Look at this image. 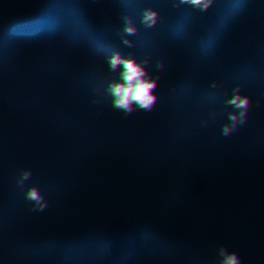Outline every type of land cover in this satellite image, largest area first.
<instances>
[{
    "label": "trees",
    "instance_id": "16d2710c",
    "mask_svg": "<svg viewBox=\"0 0 264 264\" xmlns=\"http://www.w3.org/2000/svg\"><path fill=\"white\" fill-rule=\"evenodd\" d=\"M84 56L121 75L110 86L96 72L75 76ZM258 95L264 0H0V130L10 144L20 129L42 136L41 116L60 99L106 102L126 116L130 147L228 140L258 129ZM250 185H264V150L183 157L174 171L145 165L136 149L104 151L84 185L36 222L50 233L39 251L52 264H208L191 233L211 202H246Z\"/></svg>",
    "mask_w": 264,
    "mask_h": 264
},
{
    "label": "rangeland",
    "instance_id": "374dc122",
    "mask_svg": "<svg viewBox=\"0 0 264 264\" xmlns=\"http://www.w3.org/2000/svg\"><path fill=\"white\" fill-rule=\"evenodd\" d=\"M183 37H189L188 30ZM177 41V45L181 44V49L194 50L188 41ZM72 72L77 77L96 72L104 77L108 86L121 75L118 67L100 68L87 56L72 67ZM258 97L264 105V95ZM41 119L45 132L39 138H32L20 129L18 139L10 144L4 141L0 130V198L8 197L16 167L30 166L40 170L37 158H44V153L56 156L61 143L49 133L60 131L72 142H78L77 151L73 161L65 164L63 174L50 173V177L48 176L68 177L67 185L50 188L41 196L35 210L20 216L23 220L18 225L12 223L10 228L0 233V239L5 237L4 240L7 241V247L4 244L0 246V259L5 264H52L39 251L47 244L50 233L37 226L36 222L44 215L59 210L71 193L84 185L89 164L104 151L136 149L145 165H153L154 160H157L159 163H166L174 171L183 157L193 164H199L216 157L226 158L243 153L254 155L264 150V120L258 129L243 130L228 140L220 139L216 133H212L207 137H197L188 145L182 144L183 147L166 144L157 138L130 147L125 136L126 116L119 111L109 115L106 102L90 101L63 107L60 99L53 106L52 113L41 116ZM175 149L178 151H174ZM56 159L58 156L54 160ZM15 160L20 163L15 164ZM36 174L41 176V171H36ZM183 191L181 188L180 192ZM247 194L249 200L246 202L240 198L229 200L225 196L211 202L204 210L203 222L191 233L194 244L209 258L208 264H224L228 259L233 264H264V185L248 186ZM238 248L245 249V253L239 252Z\"/></svg>",
    "mask_w": 264,
    "mask_h": 264
},
{
    "label": "built area",
    "instance_id": "2783aa9c",
    "mask_svg": "<svg viewBox=\"0 0 264 264\" xmlns=\"http://www.w3.org/2000/svg\"><path fill=\"white\" fill-rule=\"evenodd\" d=\"M49 135L61 143L56 154L58 159L54 160L56 156L51 157L44 153V158L39 157L36 159L40 164V170H36L30 166H20L15 168V174L12 176L13 183L10 184L8 189V197L0 198V212L4 215L0 217V219L3 222L18 225V223L23 220L20 216L35 210L41 196L46 193V191L52 187L61 188L67 185L68 177L63 176L59 178L51 176V178H48V176L50 173L59 175V172H61L63 174L65 171V164L71 162L73 159L78 142H72L60 131L51 132ZM45 145L47 144L45 143ZM19 163L20 161L15 160V164ZM36 171L37 173H40L41 171V176H38ZM211 223L210 227H212ZM254 228H256V226H254ZM237 250L242 254L246 251L245 249L240 248Z\"/></svg>",
    "mask_w": 264,
    "mask_h": 264
},
{
    "label": "crops",
    "instance_id": "0c3cea01",
    "mask_svg": "<svg viewBox=\"0 0 264 264\" xmlns=\"http://www.w3.org/2000/svg\"><path fill=\"white\" fill-rule=\"evenodd\" d=\"M196 139H197V138H195V139L193 140V142H194ZM193 142H191V143H193ZM186 145H188V144H186ZM179 147H183V146L181 145V146H179ZM174 151H178V150L175 149ZM184 158H185V157H184ZM8 227L10 228L11 226H9V225L1 226V227H0V233L4 232V231L6 230V228H8ZM4 238H5V237H3L2 239H0V246L3 245V244L6 246V242H7V241H5ZM6 247H7V246H6Z\"/></svg>",
    "mask_w": 264,
    "mask_h": 264
}]
</instances>
